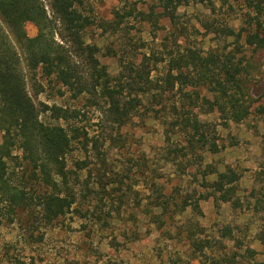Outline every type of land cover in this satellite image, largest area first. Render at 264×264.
Listing matches in <instances>:
<instances>
[{
  "label": "rangeland",
  "instance_id": "374dc122",
  "mask_svg": "<svg viewBox=\"0 0 264 264\" xmlns=\"http://www.w3.org/2000/svg\"><path fill=\"white\" fill-rule=\"evenodd\" d=\"M44 1L52 16L49 1ZM74 1L90 21L84 40L99 49L97 56L110 77L119 74L121 62L142 66L153 81L151 96H146L144 106L120 128L118 136L117 127L107 120L100 105L91 104L84 96L74 98L41 70L30 71L21 51L27 87L37 106L58 105L75 111L67 119H56L49 110L41 111L40 117L45 123L63 125L70 133L72 127L82 131L67 154L68 169L76 172L78 200L53 226L39 230L41 241L27 239L21 222L1 220L0 259L5 264H210L204 263L206 257L191 254L183 236L174 230L191 219L199 220L204 227L202 236L218 241L223 252L235 257L236 264L264 262V246L259 240L264 230V118L258 112L264 104V52L259 69L251 76L257 99L251 115L236 123L226 122L216 111L199 113L211 136L204 146L196 147V154L188 147L183 150L186 155L181 151L187 134L174 123L171 108L185 102V88L167 81L172 80L170 73H177L171 69L172 59L188 48L202 54L227 52L233 47L232 38L216 28L226 23L237 30L244 26L242 3L222 8L215 1L213 11L212 1H190L170 20L158 0ZM25 28L28 35H36L34 23L28 22ZM244 49L247 55L251 53V48ZM183 70L197 76L192 67ZM101 158L106 159L108 170ZM207 165L216 167L217 173L205 176ZM97 167L108 171L106 180L111 182L104 193L97 186ZM228 168L241 176L231 201L202 185L204 179L217 180ZM110 169L119 177L116 182H112ZM86 185L91 190H86ZM185 199H190L191 205L181 211ZM196 203L201 212L194 208ZM99 217L114 219L112 227L103 229L95 224ZM0 219L8 216L0 212ZM15 219L27 216L20 214ZM225 228L232 229V235H224ZM114 236L117 242H113ZM248 249L256 251L253 257Z\"/></svg>",
  "mask_w": 264,
  "mask_h": 264
},
{
  "label": "trees",
  "instance_id": "16d2710c",
  "mask_svg": "<svg viewBox=\"0 0 264 264\" xmlns=\"http://www.w3.org/2000/svg\"><path fill=\"white\" fill-rule=\"evenodd\" d=\"M48 1L52 16L44 0H0V212L8 216L0 221L21 222L24 236L34 241H41L39 230L53 226L78 200L74 184L76 172L68 169L67 154L82 131L72 127L70 133L63 125L48 124L41 119V111H51L56 119H67L75 111L58 105H44L43 109L37 106L27 87L21 51L30 71L41 70L43 76L53 77L74 98L84 96L91 104L100 105L107 120L117 127L118 136H121L120 128L144 106L153 84L149 70L133 62H121V71L111 78L107 66L97 56L99 49L88 46L84 40L89 18L79 11L74 0ZM190 1H212L213 11L215 1L222 8H234V3L238 2L244 7V26L237 30L226 23L216 28L225 37L232 38L233 47L229 51L201 54L188 48L171 61V69L177 73H170L172 80L167 81L173 87L179 83L185 88V102L171 107L176 117L174 123L187 134L186 145L180 149L183 152L188 147L196 154V147L204 146L211 136L210 128H204L206 125L199 119V113L216 111L221 119L236 123L252 113L257 99L253 97L251 76L259 69L260 54L264 52V0H158L170 20L175 19L180 6ZM28 22L36 25V35H28L25 28ZM245 47L251 48L249 55ZM186 67L197 70V76L185 72ZM258 112L264 118V104L258 107ZM111 139L117 138L111 136ZM101 161L108 170L106 159L101 158ZM104 168L97 167L95 172L101 193L107 191L111 183H107L108 171ZM216 173V167L211 165L204 169L205 176ZM112 175V182L119 180L117 173L112 172ZM240 177L234 169L228 168L218 174L217 180L204 179L202 185L221 192L223 200L231 201ZM85 188L91 190L88 185ZM189 200L183 201L181 211L191 205ZM194 208L201 212L199 203L194 204ZM20 214H25L27 219H15ZM113 220L99 217L95 224L109 229ZM160 224L164 225L165 221ZM174 227L176 233L183 236L191 254L206 257L204 263L236 264L235 257L223 252L225 248L218 241L202 236L204 227L199 220L187 219ZM224 235H232V229L225 228ZM115 240L114 236L113 242H117ZM259 240L264 246V230L259 233ZM248 252L252 257L256 253L253 249ZM0 264H5L4 259H0Z\"/></svg>",
  "mask_w": 264,
  "mask_h": 264
}]
</instances>
